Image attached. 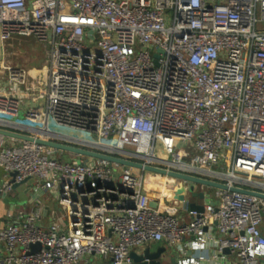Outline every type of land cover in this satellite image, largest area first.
<instances>
[{"label":"built area","instance_id":"obj_1","mask_svg":"<svg viewBox=\"0 0 264 264\" xmlns=\"http://www.w3.org/2000/svg\"><path fill=\"white\" fill-rule=\"evenodd\" d=\"M26 37L40 69L9 59ZM0 128L264 194V0H0ZM58 151L0 134L2 191L30 178L34 203L7 212L0 264H131L151 242L264 264V197L216 189L184 220V181Z\"/></svg>","mask_w":264,"mask_h":264},{"label":"water","instance_id":"obj_2","mask_svg":"<svg viewBox=\"0 0 264 264\" xmlns=\"http://www.w3.org/2000/svg\"><path fill=\"white\" fill-rule=\"evenodd\" d=\"M92 34V32H90ZM0 134L8 137H12L14 139L18 140H25V141H35L36 143L46 145L49 147H53L57 150L73 153L79 156L85 157L86 160H89L90 158H97L109 161L110 163H115L123 166L132 167L137 170H144V171H151L155 173H160L164 175H169L171 177L180 179L184 181L187 186L181 187L177 192V197L182 202H187L190 210L197 211L198 216L201 215V213L205 210V203H206V194L204 191H197L198 186H205L206 188H214V189H229L231 191H237V192H245L251 195L264 197V194L243 188L238 186H228L224 182L214 181L210 179H206L203 177H199L192 174H187L183 172L178 171H166L165 169L151 166V165H145L144 163L137 161L135 159H129L124 158L120 156L110 155L106 153H101L95 150H90L70 144H66L63 142H59L56 140H48L43 138H37L34 136H31L27 133L17 132L13 131L11 129H5L0 128ZM16 173H13L12 176L14 177ZM30 178H26L20 183H15L14 188H17L18 186H21L23 184L28 183ZM14 181V179H12ZM1 191V190H0ZM124 191V189H122ZM129 193H131L130 190H127ZM193 197H199L201 202H197L196 200H193ZM153 206H155V203H152ZM31 250L35 251L39 249L40 244H31ZM224 253H230L229 249H225ZM132 258L131 264H179V253L176 248L174 247H163L159 246L156 249H153V247L147 246L142 251H132L130 254Z\"/></svg>","mask_w":264,"mask_h":264},{"label":"rangeland","instance_id":"obj_3","mask_svg":"<svg viewBox=\"0 0 264 264\" xmlns=\"http://www.w3.org/2000/svg\"><path fill=\"white\" fill-rule=\"evenodd\" d=\"M86 43L91 45L90 39L86 38ZM8 52L10 54V61L18 66L27 68V69H40L46 62L47 59V47L45 44L40 42L34 37H26V38H14L9 42L7 47ZM21 118L24 117L23 114H20ZM9 144L14 146L17 145L14 141H9ZM58 156L65 162H73L74 160H80L81 158L69 152L58 151ZM136 173H141V170H136ZM33 181H28V185H32ZM201 187V191L206 189L207 193L214 197L216 189L214 188H206L205 186ZM156 189L162 190L156 186ZM8 201L14 203L17 207L16 210H28L27 206V196L25 190L22 187L13 188L9 193H7ZM50 202H55V197L53 195H49ZM207 201V200H206ZM11 203V204H12ZM26 205V206H25ZM27 207V208H26ZM91 260H94L95 256H90ZM98 263L101 262V259H95Z\"/></svg>","mask_w":264,"mask_h":264},{"label":"crops","instance_id":"obj_4","mask_svg":"<svg viewBox=\"0 0 264 264\" xmlns=\"http://www.w3.org/2000/svg\"><path fill=\"white\" fill-rule=\"evenodd\" d=\"M4 179H5V177H4V171H3L2 168H0V190H1L0 191V231L5 226L7 212L9 210L17 211L16 210V207L17 206L14 203L10 202V200L8 201V199H7L8 195L5 194L2 191V187H3V184H4ZM30 186L31 185L23 184V185L17 187V188L22 187L25 190L26 195H28L27 196V200H26L27 201L28 210L31 209L33 207V204H34L33 201H32V197H31ZM201 189H202L201 187H198L197 188V191L199 192V191H201ZM204 192L206 194V200H207L206 203H207L209 201V198L211 200V195L207 193L206 189H204ZM49 195H50L49 193H46V194L44 193L42 195V199H43L44 203H46L49 206V209L50 210L52 208L51 213L50 214L48 213L46 215V217H45V221L46 222L51 221V218L53 217V214H54L53 212H56V208H55L56 203L50 202ZM193 200H196L197 202H201V200L199 199V197H193ZM55 202H56V200H55ZM171 205H172V208L179 215H181L182 219H184V220L191 219V217L188 214L189 209H187V205L184 202H182L181 200H179V201H173V202H171ZM148 246L153 247V249H156L159 246H163V247L170 248V247H168V244L165 243V242H151ZM209 252H212V251L209 250ZM206 264H212V262L211 263L208 262Z\"/></svg>","mask_w":264,"mask_h":264}]
</instances>
